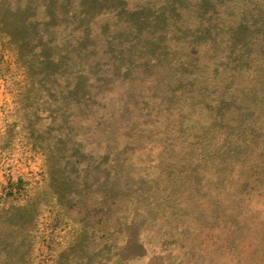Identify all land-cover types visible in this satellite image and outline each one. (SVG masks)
I'll return each instance as SVG.
<instances>
[{"label":"rangeland","instance_id":"rangeland-1","mask_svg":"<svg viewBox=\"0 0 264 264\" xmlns=\"http://www.w3.org/2000/svg\"><path fill=\"white\" fill-rule=\"evenodd\" d=\"M43 2L0 0V264H264V0Z\"/></svg>","mask_w":264,"mask_h":264},{"label":"trees","instance_id":"trees-1","mask_svg":"<svg viewBox=\"0 0 264 264\" xmlns=\"http://www.w3.org/2000/svg\"><path fill=\"white\" fill-rule=\"evenodd\" d=\"M49 1H51V0H44V2H43V6L46 8V11H47L48 14H49L50 5H51L50 3H48ZM3 3H5V2L3 1ZM6 5H7V7L9 6V4H6ZM29 6H31V5H30L29 0H28L27 5L25 4V8L27 9V11L29 9ZM49 16H51V15H49ZM7 20L9 22V26H14L15 29L16 28L17 29L20 28V24H24V22H26V21H28V24H26V25H28L26 27L27 29H31V27L34 26V18H32L30 15H26L23 21H20V20H14L13 21L12 19H7ZM0 24L2 25V28H0V44H1L2 48H3V46L8 45V47L9 46H14L13 47L14 49L15 48L18 49L19 46H17V45L20 44V41H17V39L14 37V35L9 30H6V29L3 28V26L5 25L4 21L2 23H0ZM19 31H20V29H19ZM42 36H43L42 34H39L38 43L41 42ZM42 47H44V46L42 45ZM45 51H46V49H43V52L41 51L40 54H44ZM44 59H48V58H44ZM27 75L30 76L29 73H27ZM28 95H30L29 91H27V93L25 95L27 102H29V99L27 98ZM71 95L74 97L75 93L73 91H69L68 92V97H71ZM26 204L28 206H30V208L33 207L32 203H28L27 202Z\"/></svg>","mask_w":264,"mask_h":264}]
</instances>
